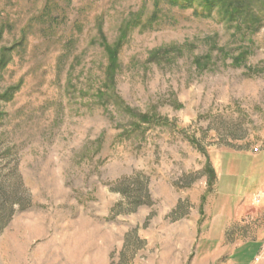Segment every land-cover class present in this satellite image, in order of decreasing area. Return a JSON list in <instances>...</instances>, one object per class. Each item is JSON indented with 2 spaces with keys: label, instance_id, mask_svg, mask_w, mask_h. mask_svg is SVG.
<instances>
[{
  "label": "rangeland",
  "instance_id": "1",
  "mask_svg": "<svg viewBox=\"0 0 264 264\" xmlns=\"http://www.w3.org/2000/svg\"><path fill=\"white\" fill-rule=\"evenodd\" d=\"M170 0H0V264H264V21ZM145 117V119L143 118Z\"/></svg>",
  "mask_w": 264,
  "mask_h": 264
},
{
  "label": "trees",
  "instance_id": "2",
  "mask_svg": "<svg viewBox=\"0 0 264 264\" xmlns=\"http://www.w3.org/2000/svg\"><path fill=\"white\" fill-rule=\"evenodd\" d=\"M173 4L182 8H190L197 5L201 14L207 17L217 12L228 25L237 30L241 25L250 24L248 30L255 32L264 21V0H170ZM3 29L0 28V43ZM13 49L4 48L0 54V72L7 68L10 62V54ZM18 87L8 89L0 100L8 103L14 96ZM145 119V117H143Z\"/></svg>",
  "mask_w": 264,
  "mask_h": 264
},
{
  "label": "crops",
  "instance_id": "3",
  "mask_svg": "<svg viewBox=\"0 0 264 264\" xmlns=\"http://www.w3.org/2000/svg\"><path fill=\"white\" fill-rule=\"evenodd\" d=\"M258 198H259V205H260V208L261 210H264V192H260L258 194Z\"/></svg>",
  "mask_w": 264,
  "mask_h": 264
}]
</instances>
